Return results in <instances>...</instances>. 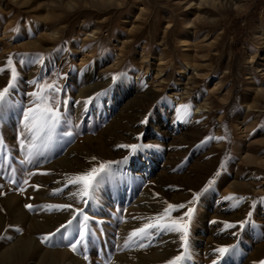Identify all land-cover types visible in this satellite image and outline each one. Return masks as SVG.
I'll return each mask as SVG.
<instances>
[{
	"label": "rangeland",
	"instance_id": "rangeland-1",
	"mask_svg": "<svg viewBox=\"0 0 264 264\" xmlns=\"http://www.w3.org/2000/svg\"><path fill=\"white\" fill-rule=\"evenodd\" d=\"M218 2L0 0V264H169L179 234L127 239L168 205L193 209L184 264H264V0ZM37 92L61 118L30 132Z\"/></svg>",
	"mask_w": 264,
	"mask_h": 264
},
{
	"label": "snow or ice",
	"instance_id": "snow-or-ice-1",
	"mask_svg": "<svg viewBox=\"0 0 264 264\" xmlns=\"http://www.w3.org/2000/svg\"><path fill=\"white\" fill-rule=\"evenodd\" d=\"M11 63V62H10ZM12 78H16V70L15 68H12ZM115 79V77H114ZM44 89H41V92H43ZM7 93V88L3 91H0V101H3L5 94ZM34 96L37 97V100L39 101V106L35 109H29V114L25 117V121L28 125L29 131L34 132L37 130L38 127H45V126H51L55 127L56 124L60 121V113L58 110L52 107V105L48 102L51 97L50 96H42L39 92L33 93ZM91 99H89L86 103H91ZM147 121H145L146 123ZM132 150H136V146H131ZM110 169V165H100L98 168H93L90 172L78 175L71 178V183L76 185H82V190L80 195L82 197H89L94 192V189L99 184L98 177H100V174ZM27 183V181H25ZM211 186V182L209 184ZM200 193H194V200L190 203L195 204L200 199ZM29 209H31V205H28ZM50 208H56L59 210L64 209H71V205H52L49 206ZM186 208L185 205H168L165 212L154 218V223H149L148 225L141 227L139 229L134 230L129 236H128V242L129 244L133 243L134 241H143L148 238L149 231L152 229H159L161 231H168L177 233L180 235V239L182 241L183 246V254L176 256L172 261H169V264H184V261L189 256V222L192 219L193 216V209L187 208V211L184 213L182 217L179 219L173 218L171 216V213L173 211H177L178 209ZM75 212V215H73L72 219L68 221L66 225H63V228H68L69 226H74L73 221L76 220L77 215L81 214V210L79 209H73ZM86 219V218H85ZM59 231V230H58ZM52 236H45L42 238L43 242L47 243L49 240H51ZM86 237L85 235H80L79 239L74 241L70 247L71 250L76 253L79 248L86 247L84 245ZM218 252L221 256L229 252V249L227 247H222L218 249Z\"/></svg>",
	"mask_w": 264,
	"mask_h": 264
},
{
	"label": "bare ground",
	"instance_id": "bare-ground-1",
	"mask_svg": "<svg viewBox=\"0 0 264 264\" xmlns=\"http://www.w3.org/2000/svg\"><path fill=\"white\" fill-rule=\"evenodd\" d=\"M204 2H212L213 1V3H214V5L215 6H221L222 5V3H219L218 2V0H203ZM192 23V25H194L195 26V22H191ZM4 29H6V27L4 28ZM45 31L47 32V31H50L49 29H45ZM57 31H54V32H52L51 34L50 33H48V34H50V37H52V38H54V35H55V33H56ZM6 33V31L3 33V35ZM45 33V32H44ZM47 34V33H46ZM47 34V35H48ZM127 44V41H124L123 43H122V46H125ZM36 46V45H35ZM163 57V56H162ZM165 59V58H164ZM146 60V58H144L143 59V62ZM161 62V61H160ZM146 66V65H145ZM189 66V65H188ZM184 67L183 68V71L181 72V75H182V77H181V79L178 81L179 83L176 85V89L174 90V99H179V101H184L186 98H189L190 96H191V93H192V89H193V85H194V83H195V79H196V77H197V79L199 78L200 79V74L198 73V72H196V73H194L195 71H197V70H194L193 71V73H191L190 72V68L191 67ZM162 72H159L158 74L160 75ZM185 81H187V82H185ZM184 86V88H181V86ZM216 87H218V83L216 84ZM215 87V88H216ZM136 95V94H135ZM150 100H153V98H154V94H152L151 93V95H149V97H148ZM180 103V102H179ZM212 103L210 102V99H206L205 100V102L203 103V104H201V105H199L198 106V109H211V105ZM249 109H251V107L249 106L248 107ZM212 111V110H211ZM203 113V112H202ZM210 113V112H209ZM207 116V115H206ZM240 152H242V149H240ZM245 154H247V155H245L246 156V158L247 159H249V158H251V156L250 155H248V153H247V151L245 152ZM130 230V229H129ZM156 257V256H155ZM152 258V257H151ZM153 259H154V257H153ZM156 261V262H155ZM153 260V264L155 263H157V264H159V263H161L160 262V260ZM152 264V263H151Z\"/></svg>",
	"mask_w": 264,
	"mask_h": 264
}]
</instances>
